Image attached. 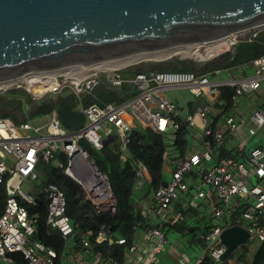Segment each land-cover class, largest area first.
Returning <instances> with one entry per match:
<instances>
[{"label": "built area", "instance_id": "1", "mask_svg": "<svg viewBox=\"0 0 264 264\" xmlns=\"http://www.w3.org/2000/svg\"><path fill=\"white\" fill-rule=\"evenodd\" d=\"M262 30L264 23L232 31L225 38L205 40L201 47L206 50L203 53L198 51V56L206 61L225 51L234 52L239 42L252 41ZM219 44L223 45L221 49H218ZM210 48L214 50L208 53ZM201 54H204L203 57ZM252 63L254 73L239 77L229 72L234 66L205 73L193 70H139L130 79L123 77L120 72L121 68L127 66L99 70L78 79L66 76V72L53 78L43 75L42 69L29 71L30 77L45 76L50 82L49 88L38 94L26 80L14 85L24 87L23 83H26L27 89L36 98L42 96L44 91L60 93L69 85L79 94L84 88L91 89L99 82L101 71L113 72L110 77L113 86L121 87L125 81H129L137 92L121 103H94L85 106L82 109L85 122L77 129L67 128L58 118L56 109L49 115L46 129L30 120L18 122L11 117L0 116V257L14 264H18V259L12 255L13 252L21 253L27 264H56L60 254L66 264L161 262L163 246L168 242V232L149 220H140L135 225L136 235L131 242L126 236L110 230L102 223L96 235L97 241L124 244L121 254L116 252L114 255H106L103 249L95 248L90 238L94 235L91 228L82 233L79 241H70L75 235L76 225L66 212L64 191L53 181L41 183L39 193H43L46 200V222L63 237L64 248L60 253L41 240L32 242L30 238L37 232L41 211L31 209L38 197L26 192L22 184L25 179L39 178L42 163L53 161L64 167L65 173L80 184L85 199L93 203L98 211H116L117 199L109 176L97 166L94 158L93 161L88 160L91 154L81 145V140H89L95 149L100 150L105 146L103 139L108 134H116L113 141L120 138L117 150L121 161L126 162L131 157L129 144L132 130L138 125L137 120L143 126L160 133L168 145L175 144L182 121L189 130H201V143L192 141L184 156L171 154L169 151L166 153V164L171 166V178L166 180V184L161 183L152 190V205L148 196L141 199L143 215L149 219L158 213L166 214L181 197H187L191 204L203 206L201 209L207 215L227 221L208 231L205 235L207 245L203 250L195 251L194 259L174 248L178 254V264H203L208 257L214 264L225 262L222 255L227 245L220 235L225 227L232 224H239L248 230L246 245L251 252L255 251L264 241V224L259 223L264 215V149L255 146L244 159L221 156L216 151V146H224L231 140L227 132L236 133L247 121L251 124L250 134L264 126V99L248 118L236 110L238 99L245 92L264 93V55L255 57ZM222 70L230 77L216 79L213 75ZM223 85L234 86L235 92L232 94L234 109L222 116L221 123L219 118H213L219 115L216 103ZM174 88H188L194 99L203 98L204 106L199 105L182 114L176 98L170 92ZM104 124L105 134L102 132ZM134 164L138 187L145 181L150 182L151 174L146 164L140 158H135ZM69 168L74 170V174L69 172ZM253 245L254 250L251 249Z\"/></svg>", "mask_w": 264, "mask_h": 264}, {"label": "water", "instance_id": "2", "mask_svg": "<svg viewBox=\"0 0 264 264\" xmlns=\"http://www.w3.org/2000/svg\"><path fill=\"white\" fill-rule=\"evenodd\" d=\"M261 23L264 0H0V80L145 49L221 39ZM204 103L197 97L194 106ZM56 112L69 129L85 122L82 109L59 107ZM116 136L108 134L104 144ZM88 160L93 161L92 155ZM220 236L227 245L222 259L227 260L247 243L249 232L232 224ZM263 257L264 241L252 252L250 264Z\"/></svg>", "mask_w": 264, "mask_h": 264}, {"label": "trees", "instance_id": "3", "mask_svg": "<svg viewBox=\"0 0 264 264\" xmlns=\"http://www.w3.org/2000/svg\"><path fill=\"white\" fill-rule=\"evenodd\" d=\"M261 55H264V30L260 31L252 41L244 40L239 42L236 45L235 52L225 51L213 57L208 67L199 66L195 60L182 59L176 56L168 59L152 57L131 63L133 64L132 66H135L136 72L139 70L148 72L154 69L193 70L197 73H205L219 68L242 66L244 68L243 72L248 74L250 71L249 65H253L252 60ZM144 60H147V62ZM127 64L131 65L128 62ZM124 77L126 78V76ZM129 83L131 82L125 81L120 88H116L110 83L99 81V83L84 95L82 98V106L85 107L94 103L99 105H105L108 102L121 103L137 92L135 89H129ZM91 91H94V93ZM234 92L235 88L232 85L221 86L220 98L216 103L219 115L214 116L215 119L221 118L224 114L233 111L232 94ZM53 93L56 92H47L39 98H36L25 87H13L2 91L0 92V116H8L20 122L27 121L35 116L50 115L52 111L59 107L78 109L79 104L75 99V94L63 97L61 93ZM255 93L256 91L251 92V96L256 97ZM189 132L190 130L185 122L182 121L181 127L177 130V139L174 144L175 153L171 154H177L179 156L186 154L187 146L190 144ZM87 142L90 141L82 139L81 145L93 156L97 166L109 176L112 189L117 199L115 212L107 210L98 211L93 203L85 199L80 184L65 173L64 167L59 166L53 161L41 164L39 177L41 183L47 184L53 181L64 191L67 201L66 212L76 225L74 241H79L82 233L91 228L94 230V235L90 238L95 248L103 249L106 255H114L116 252L121 254L123 253L125 245L119 243L109 244L108 241L98 242L96 239L98 229L102 223H105L110 230L126 236L129 242L134 239L136 235L135 225L140 220H149L143 215L141 207L139 208L134 203L138 183L134 159L140 158L149 169L151 181L148 182L147 193L149 192L150 194L153 189L167 180L168 170L166 168L165 155L169 151V145L166 144L160 133L142 125H137L132 130L131 142L129 144L131 157L126 162L121 161L115 141L105 145L100 150L89 147ZM219 154L226 156L232 153L222 147ZM36 197H38V201L35 205H31V209L40 210L41 218L38 221L35 237L47 245L55 247L61 253L64 248V239L57 232L53 231L46 222V200L43 193H37ZM185 198L188 200L187 197ZM175 209L176 214L174 218L168 221L156 222L155 225L162 227L167 232L173 229H179L183 234L197 241L202 240L203 245L206 246L207 240L205 235L215 226L212 220L213 217L201 210L200 206H195L189 201L188 204H184L181 199L175 203ZM193 215L203 216L206 219L204 238L199 237L200 227L196 223L188 221V217L191 218ZM240 248L242 254H252L248 245L243 244ZM12 255H15L18 259V264H27L25 257L21 253L13 252ZM56 264H66L61 254ZM203 264H214V262L208 257ZM246 264L249 263L246 262ZM259 264H264V262L261 261Z\"/></svg>", "mask_w": 264, "mask_h": 264}, {"label": "rangeland", "instance_id": "4", "mask_svg": "<svg viewBox=\"0 0 264 264\" xmlns=\"http://www.w3.org/2000/svg\"><path fill=\"white\" fill-rule=\"evenodd\" d=\"M204 50H206V48L201 47L198 49V51L199 52L201 51L202 53L204 52ZM198 51L193 49V51L190 55H183V54L177 53V54L170 55L171 57L170 56H166V57L172 58L173 56H176V57H179L182 59H192V60H195L199 64V66H201V67L210 66V60L211 59L204 61V59H201L198 56V54H199ZM234 52H235V49H234ZM166 57H164V58H166ZM147 58H152V57H145L142 59H147ZM166 59H168V58H166ZM144 61L147 62V60H144ZM249 66H250V72L253 71V73H254L255 67L252 64H250ZM110 69H105V70H110ZM242 69H244V68L242 67ZM242 69H240V70H242ZM38 70H41V69H38ZM120 72H121L123 77L126 76V78L128 77L127 79H130V78H133L135 76L136 68H135V66L129 65L127 67L121 68ZM112 74H113V72L101 71L99 74V81L104 82V83H110L112 85V83L110 81V77ZM231 75H236V74L231 73ZM213 76L216 79L230 77V75H227L226 72L223 70L214 74ZM23 85H24L25 89H27V84L23 83ZM16 86L17 85L1 86L0 88H2V89H0V92L8 90V89L16 87ZM128 86H129V89H131V90L135 89L133 83H129ZM116 88H120V87H116ZM135 90H137V89H135ZM89 91H90L89 88H84L79 94H76L73 87L71 85H69V86H66L64 89H62L60 93H61V96H63V97H68V96L75 94V99H76L77 103L79 104L78 109H83L84 107L82 106V98ZM37 92H38V94L40 93V91H37ZM91 92L94 93V91H91ZM170 92L176 98L177 106L180 109V112L182 114H186L187 112H189L191 107L194 106V104H193L194 103L193 102L194 96L189 91L188 88H176V89L174 88V89H171ZM43 93L45 94L47 92L44 91ZM57 93H59V92H56L53 94H57ZM49 117H50L49 115H41V116L32 117L29 120L31 122H33L34 124L43 127V129H46L47 123L50 119ZM137 124L142 125L138 120H137ZM105 127H106V125L104 124L103 129H102L103 134L106 133ZM111 129L113 131H115V128L112 126H111ZM254 139H258L260 143L264 144V129L259 131ZM116 140L117 141H115V142L118 144V142L120 141V138H117ZM87 144L89 145V147L93 148V145L90 142H87ZM166 178L167 179L171 178L170 171H168ZM22 187L26 192H28L30 194L39 193L41 190L40 177L36 180L25 179L23 184H22ZM147 190H148V181H145L141 187H138V185L136 186V191H135V198L136 199L134 201L136 206L141 207V204H142L141 199L146 197V196H148L149 203L151 205L153 204V199L151 197V194H149V192L147 193ZM184 198L185 197H181L184 204H188V201L186 200V198L185 199ZM195 201H198V200H195ZM202 207L203 206H201L200 209ZM175 212H176L175 204H173V206L171 207V209L168 213H166V214L158 213V215L151 218V219H153L152 222L155 220H156V222L168 221V220L174 218V216L176 214ZM210 216H212V215H210ZM212 220L214 221L215 225H224L227 223L226 220H219L218 218H215V217H213ZM188 221H190L192 223L194 222L200 227L199 237L204 238V226L206 224V219L203 216L193 215L191 218L188 217ZM259 223L264 224V215H262ZM74 236L75 235H73L72 239L70 238V241H74L73 240ZM30 238H31L32 242H34L37 239L35 237V234H32L30 236ZM70 246H71V244L68 245V250H70ZM174 248L180 252H183V253L185 252V253L189 254L192 257V259H194L195 258V251L203 250L205 248V246L203 245L202 240L197 241L196 239H194L188 235L183 234V232L180 231L179 229H173L172 231L168 232V242L163 246V251L161 253V262H159L158 264H178V262H177V255L178 254L175 253ZM251 249L254 250V245H253V247L251 246ZM68 258H69V255L66 256V260H68ZM250 261H251V255L249 253L242 254L241 248L239 247L237 250H235L231 254V256L228 258V260H226L225 262H223L221 264H238V263H243V262H245V263L247 262L250 264ZM261 261L264 262V257L262 258ZM0 264H14V263H12L11 261H9L5 258L0 257ZM68 264H72V263L68 262Z\"/></svg>", "mask_w": 264, "mask_h": 264}, {"label": "bare ground", "instance_id": "5", "mask_svg": "<svg viewBox=\"0 0 264 264\" xmlns=\"http://www.w3.org/2000/svg\"><path fill=\"white\" fill-rule=\"evenodd\" d=\"M203 45L204 41H195L179 45L165 46L158 49H145L112 58L98 60L95 62L77 63L53 67L50 69H43L42 74H47L49 77L55 78L58 74L66 72V76L72 77L73 79H78L81 76L89 75L99 70L123 67L125 66V64L128 65L127 62L132 64L131 62H137L145 57H154L157 59H161L177 53L190 55L193 49L198 51V49ZM222 47L223 45L219 44L218 49H221ZM213 50V48L208 49V53H211ZM203 55L204 54H201V57H203ZM30 72L23 73L21 75H18L17 77L0 80V87L6 85H14L15 83L26 80L28 81L29 86L32 90L43 91L49 88L50 82L48 81V79L44 78L45 76L41 78L30 77ZM69 172L74 174V170L72 168H69Z\"/></svg>", "mask_w": 264, "mask_h": 264}, {"label": "crops", "instance_id": "6", "mask_svg": "<svg viewBox=\"0 0 264 264\" xmlns=\"http://www.w3.org/2000/svg\"><path fill=\"white\" fill-rule=\"evenodd\" d=\"M240 69H242V66L234 67V68L230 69L229 72L232 74H236L234 76L239 77V76H242L243 74H245L243 72V69L242 70H240ZM252 72L249 71L248 74H252ZM255 94H256V97H252L251 92H245L238 99V105L236 107V110L239 112H242L245 115V117H247V118L255 108H258L261 105V102L264 99V93L258 91ZM194 101H195V99L193 100V102ZM191 108L193 109V108H195V106H192ZM213 119L216 120L215 118H213ZM222 119L223 118L221 117L218 119V121L219 122L221 121V123H223ZM250 125H251L250 121H247L245 124L242 125L241 129L239 131H237L236 133L227 132V135L231 136V140L227 141L226 145H224V146H216V151L218 153H220V150L222 149V147H224V149H226L228 152L232 153L230 156H234L236 158L244 159L247 156V154L251 148H253L255 146H259V147L264 149V144L260 143L258 139H254L255 136L258 134V132L264 129V126L259 127L257 129L256 133L250 134L249 133V126ZM199 131H201V130L198 128H192L190 130V132H189L190 144L192 141L195 143H201ZM169 152L175 153L173 144L169 145ZM166 168L168 171L171 172V166L169 164H166ZM135 199H134V201H135ZM152 220L153 219L150 218L149 222L150 223H156V220L153 222H152ZM141 232L143 233V230H141Z\"/></svg>", "mask_w": 264, "mask_h": 264}, {"label": "clouds", "instance_id": "7", "mask_svg": "<svg viewBox=\"0 0 264 264\" xmlns=\"http://www.w3.org/2000/svg\"><path fill=\"white\" fill-rule=\"evenodd\" d=\"M259 264V263H258Z\"/></svg>", "mask_w": 264, "mask_h": 264}]
</instances>
